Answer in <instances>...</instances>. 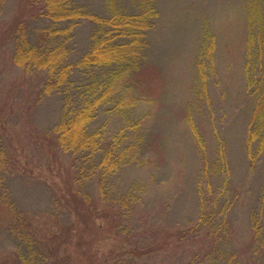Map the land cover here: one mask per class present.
Listing matches in <instances>:
<instances>
[{
    "label": "rangeland",
    "instance_id": "obj_1",
    "mask_svg": "<svg viewBox=\"0 0 264 264\" xmlns=\"http://www.w3.org/2000/svg\"><path fill=\"white\" fill-rule=\"evenodd\" d=\"M20 1H5L1 28L14 20ZM77 1L89 11L106 13L102 0ZM132 1L126 0L129 10L136 9ZM157 8L139 75L127 79L112 102L123 95V102L134 105L99 107L89 131H100V149L90 158L61 151L55 156L46 141V151L33 142L38 131L59 121L65 96L59 91L42 95L47 71L17 66L15 40L2 45L0 129L11 137L17 153L11 188L17 201L37 216L30 229L45 241L59 231L60 222L69 220L64 202L57 200L66 191L69 171L79 178V169L89 174L87 166L95 168L104 155L110 162L124 154L107 183L101 184L95 169L96 175L83 174V179L96 185L95 197L106 204L119 206L131 197L130 217H125L128 206L117 208L130 234L174 233L177 244L156 260L158 264L211 263L214 229L227 236L223 243L228 249L240 253V264H264V149L261 153L256 143L247 141L254 90L263 86L264 0H159ZM44 24L32 23L30 31ZM92 30L93 24L80 20L70 42L69 62L76 63L90 50ZM71 79L74 91L91 80L80 68ZM1 212L0 264H11L18 239L4 229L10 216ZM98 223L103 227L104 221ZM190 228H197V233L192 229L179 239L177 233ZM115 237L107 229L98 231L92 252L104 257L112 249L119 251L123 243ZM86 248L89 243V253ZM83 249L69 247V264H86ZM205 250L210 255L200 258Z\"/></svg>",
    "mask_w": 264,
    "mask_h": 264
},
{
    "label": "trees",
    "instance_id": "obj_2",
    "mask_svg": "<svg viewBox=\"0 0 264 264\" xmlns=\"http://www.w3.org/2000/svg\"><path fill=\"white\" fill-rule=\"evenodd\" d=\"M5 1L0 0V48L6 42L15 40L14 63L27 71L46 70L48 75L44 79L41 94L59 91L66 100L59 121L44 132L38 131L37 140L33 142L46 151V141L52 151L56 150L55 156L59 151L81 153L82 156L89 155V158L96 156L100 149V131H89L90 123L100 106L114 101L115 93L122 89L127 79L139 75L143 49L148 43L147 34L154 27L158 16L159 0H133L135 10L128 9L126 0H102L105 14L89 11L77 0H21L14 20L7 24L6 29L1 28L4 25L1 16ZM85 19L93 24L91 47L76 63H71L70 42L76 26L80 20ZM40 21L45 24L31 32V24ZM77 68L84 70L91 79L81 84L80 91H74L75 82L71 79V74ZM97 68H100V73H96ZM260 79L263 86L261 91L259 87L254 90L257 97L247 141L249 144L256 143L261 152L264 149V75ZM76 92L78 95L74 100ZM124 103L125 106L134 105L131 101L123 102V95L112 104L116 107ZM130 148L128 146L126 150ZM16 154L11 137L0 129V222L1 211H6L10 220L5 223L4 229L11 233L12 238L18 239L17 243H13L17 251L10 259L11 264H69L68 251L71 245L78 250L84 248L82 254L83 259L87 257L86 264H158L156 260L161 259V255L166 256V252L177 244L176 239H173L174 233L159 236L153 233L151 237L141 232L130 234L129 227L123 223V212L117 208L128 206L132 202L131 197L128 195L121 200L122 205L119 206L116 202L106 204L103 198L95 197L96 185L91 186L84 181L83 174L92 177L96 175L93 172L95 169V172L100 173L101 184L107 183L123 163L125 155L120 153L111 159L112 163L107 162L108 157L104 155L95 168L92 164L88 165L89 174L79 169V178H74L75 174L69 171L65 177L66 191L57 196L58 202H64L62 209L64 216L69 215V220L66 223L60 222L59 231L49 239L44 241L36 237L30 225L37 216L29 213L17 201L10 185ZM102 166H105L104 172L100 170ZM101 189L104 194L105 184L104 189L102 186ZM128 207L125 217H130ZM99 220L104 221L103 227L98 223ZM104 229L113 232L117 241L123 245L119 251L112 249L104 257H98L92 252L91 245L95 234ZM192 229V234H196L197 228L181 230L177 233L179 239L186 238ZM213 234L211 247L214 260L210 263L208 259L206 264H240V253L231 251L223 243L224 240L228 241L227 236L218 232V229H214ZM86 235H92L90 240ZM88 243L89 253L85 251ZM207 254L210 255L208 250L200 251L198 256L206 259Z\"/></svg>",
    "mask_w": 264,
    "mask_h": 264
}]
</instances>
